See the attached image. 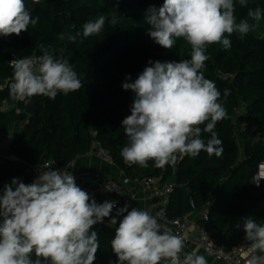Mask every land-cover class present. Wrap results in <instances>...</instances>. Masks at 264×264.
I'll list each match as a JSON object with an SVG mask.
<instances>
[{"label": "trees", "instance_id": "trees-1", "mask_svg": "<svg viewBox=\"0 0 264 264\" xmlns=\"http://www.w3.org/2000/svg\"><path fill=\"white\" fill-rule=\"evenodd\" d=\"M164 0H25L33 18L39 17L35 27L19 36H0V105L12 101L14 107L0 109V134L19 121L27 123L13 135L6 147L19 161L0 157V184L10 183L12 178L32 182L31 166L44 160L56 166L93 150L99 143L109 152L111 160L130 181L142 182L147 178H160L161 182L173 178L174 187L167 205V217H182L202 207L212 195L215 200L208 221L201 225L209 230L225 251L244 240L243 218L252 216L264 223V179L257 187L252 183L264 161V18L263 36L256 39L252 31L239 38L238 33L229 39L232 46L224 50L220 44L207 47L209 59L202 69L206 78L213 80L221 92L220 102L229 118L216 124L215 131L223 142V154L219 158L201 152L197 157L178 158L177 164L164 168H147L124 163L120 152L127 143L122 121L131 114L135 94L125 91L122 83L127 75L134 81L148 66V61L179 62L190 59L191 46L182 38L172 49H165L147 35L146 10L159 8ZM264 9V0H249L247 7L236 5L237 21L247 19L248 10ZM105 16L106 23L98 35L76 42L59 41L62 32L81 31L85 22ZM115 16L118 23L107 21ZM249 23L252 20L249 19ZM75 25L74 29L70 26ZM51 46L56 55L68 59L78 73L84 87L68 95L58 94L55 100L45 96H33L14 100L9 95L12 81L11 61L26 56L42 54L40 46ZM230 73L231 80H223L218 72ZM225 89L230 95L224 98ZM242 103L245 107V123L237 127L234 109ZM28 103L35 106L36 116H29ZM75 126L77 131H75ZM203 127V126H201ZM202 138L207 142L210 134ZM192 193V203L187 194ZM97 203L104 202L95 199ZM117 204L113 209L123 207ZM130 210V209H129ZM111 217L93 226L98 233L99 249L94 264H118L111 248L115 227L109 225ZM122 218V217H121ZM241 224L238 230L235 226Z\"/></svg>", "mask_w": 264, "mask_h": 264}, {"label": "clouds", "instance_id": "clouds-1", "mask_svg": "<svg viewBox=\"0 0 264 264\" xmlns=\"http://www.w3.org/2000/svg\"><path fill=\"white\" fill-rule=\"evenodd\" d=\"M237 3L247 7L249 0H164L159 8L146 10L147 35L154 43L172 49L182 38L191 52L190 59L179 62L149 60L134 81L130 75L125 77L123 90L135 94L131 114L122 121L127 143L120 155L125 164L147 168L153 161L154 167L164 168L174 167L178 158H195L201 152L222 156L223 142L214 129L229 116L216 83L202 69L209 59V45L220 44L228 50L232 34L243 39L255 27L249 19L259 22L264 18V9L256 7L248 10L247 19L237 21ZM38 22L25 0H0V36H19ZM107 22L115 25L118 20L113 16ZM105 23L101 15L85 22L82 33L62 32L57 39L74 43L81 35H98ZM40 49L39 56L11 61L12 99L40 95L55 100L58 94L68 95L84 87L74 66L64 58L63 47L59 56L51 46L41 45ZM228 95L230 90L225 89L224 98ZM204 133L210 134L207 142ZM258 168L252 181L257 187L264 179V161ZM44 169L29 184L14 177L0 190V264H94L100 245L98 233L92 229L109 217V225L118 224L111 240L118 264H208L204 255L185 252L184 239L162 230L158 218L148 211L129 210L125 204L112 216L117 201L97 203L76 184L72 172L50 165ZM235 227L239 230L241 224ZM242 227L251 253L247 264H264V223L248 216Z\"/></svg>", "mask_w": 264, "mask_h": 264}, {"label": "built area", "instance_id": "built-area-1", "mask_svg": "<svg viewBox=\"0 0 264 264\" xmlns=\"http://www.w3.org/2000/svg\"><path fill=\"white\" fill-rule=\"evenodd\" d=\"M33 57V56H32ZM223 80H231L230 73L218 72ZM245 107L240 102L234 109V123L237 127H242L245 123L244 119ZM93 154L101 158L103 161L113 164L109 152L105 150L99 143L95 142ZM0 157L10 160L19 161L12 154H1ZM74 160L69 161L65 166H56L51 160H44L31 166L33 180L37 177L40 170H43L46 165H50L52 169H64L68 171L74 164ZM47 170V169H44ZM130 180L126 177L118 180L105 179L95 183L92 186H86L82 183H76L82 190L88 192L94 199L103 201H117V204H127L129 209L134 207L133 195L128 192L127 186ZM148 188V199L152 207L156 211V217L161 224L162 230H171L174 234L182 237L185 245H191L203 253L211 257L213 260L221 262V264H247L251 253L248 250L249 242L245 239L235 244L229 251H225L218 243V240L212 233L201 225L202 221H208L211 206L215 200L214 195L199 209L186 214L182 217L171 219L167 217V205L170 195L173 191L174 181H160V178H147L141 182ZM109 188L111 190H106ZM98 264V263H96Z\"/></svg>", "mask_w": 264, "mask_h": 264}, {"label": "crops", "instance_id": "crops-1", "mask_svg": "<svg viewBox=\"0 0 264 264\" xmlns=\"http://www.w3.org/2000/svg\"><path fill=\"white\" fill-rule=\"evenodd\" d=\"M14 103L12 101H7L6 103L0 105V109L12 108ZM27 119L23 121L16 122L12 124L9 129L0 134V153L5 154L7 145L10 143L13 135L17 133L25 124ZM68 172H72L75 177L76 183H82L86 186H92L97 182L105 179H122L125 176L114 164H109L103 161L101 158L93 154L91 151L78 156L74 160V164L68 169ZM173 181V178L170 179ZM4 183L0 184V190L3 189ZM128 192L133 195L134 207L141 210H146L153 216H156V211L152 207L150 200L148 199V188H146L139 181H130L127 186ZM133 207V208H134ZM185 252L195 251L199 255H204L208 260V264H221V262L213 260L211 257L203 253L201 250L191 246L185 245Z\"/></svg>", "mask_w": 264, "mask_h": 264}, {"label": "rangeland", "instance_id": "rangeland-1", "mask_svg": "<svg viewBox=\"0 0 264 264\" xmlns=\"http://www.w3.org/2000/svg\"><path fill=\"white\" fill-rule=\"evenodd\" d=\"M251 24L255 25V27L252 30L253 36L256 39L262 38V36H263V21H262V19L259 22H256V21L252 20ZM6 109H9V108H6Z\"/></svg>", "mask_w": 264, "mask_h": 264}, {"label": "water", "instance_id": "water-1", "mask_svg": "<svg viewBox=\"0 0 264 264\" xmlns=\"http://www.w3.org/2000/svg\"><path fill=\"white\" fill-rule=\"evenodd\" d=\"M25 111L31 117L36 116V114H37V110H36L35 106L33 104H31V103L27 104ZM75 131H77V127L76 126H75ZM192 197H193L192 193H188L187 194V199H188V201L190 203H192Z\"/></svg>", "mask_w": 264, "mask_h": 264}]
</instances>
